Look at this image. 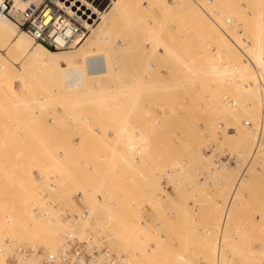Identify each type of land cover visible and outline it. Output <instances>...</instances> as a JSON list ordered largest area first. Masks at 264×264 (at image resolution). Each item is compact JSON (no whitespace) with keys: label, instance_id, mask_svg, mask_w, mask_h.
Listing matches in <instances>:
<instances>
[{"label":"rangeland","instance_id":"374dc122","mask_svg":"<svg viewBox=\"0 0 264 264\" xmlns=\"http://www.w3.org/2000/svg\"><path fill=\"white\" fill-rule=\"evenodd\" d=\"M116 2L96 48L111 73L94 80L83 68L88 84L68 96L0 80V264H36L50 251L49 223L57 246L71 227L100 234L120 264H264V132L217 261L215 244L250 148L235 134L250 137L264 110L241 95L245 59L222 34L247 46L252 0H121L115 11ZM216 162L228 173H214ZM32 183L34 205L21 188ZM58 209L88 218L72 224Z\"/></svg>","mask_w":264,"mask_h":264},{"label":"bare ground","instance_id":"6f19581e","mask_svg":"<svg viewBox=\"0 0 264 264\" xmlns=\"http://www.w3.org/2000/svg\"><path fill=\"white\" fill-rule=\"evenodd\" d=\"M14 1L13 0L11 1L12 12L19 11V10L33 11L35 9L30 4L28 5V2L26 4L24 0H16L18 5ZM119 3H121V0H117V2L114 4L115 11L119 10ZM251 6H252V9H251L252 11L248 15V17H250L251 19L254 18V21L250 23V30L252 31H251V34L247 36L248 44L247 46H245V48L244 47L242 49L239 48L236 45V43L230 39L228 33H226L225 31H222V34L226 38L228 43L232 44L233 47H236L235 49L239 50V52L243 55L245 59V61H243V63L241 64L242 66H240L239 70L235 68L236 70H238L237 72L238 74L235 76H238L237 78H241L243 80L242 87L244 91L241 92V95L248 101V103L253 102L254 99H257L259 97V99L261 100V103H260L261 105L264 102V84H263V80H264V0H252ZM204 13L206 14V12ZM101 19L102 20L100 24H98V26L90 32L86 41L80 46V48L78 49L79 51L77 53L73 55H66V54L64 55L62 53H57L55 51L48 50L46 47L38 43H34L31 37L26 32H19L17 30L18 28L16 27V25L12 21H10L8 18L3 16L0 12V80L7 81V80L12 79L20 83L22 88L27 89L30 86H36L42 92L54 94L56 93V91H60V92H63L65 96H68L69 95L68 92L70 90L75 91L77 88H83L86 86V84H88V79L85 78L83 68L85 69L86 76L94 80H97L99 76L107 75L109 74V72L111 73V70H113V69L109 70V66H110L109 64L111 63V61L109 60H111V58L108 57V54L97 53L98 50L96 49L101 43V41L106 37L107 35L106 32L109 28V22H111V20L104 18V16ZM213 24L214 26L216 25L217 27V24L214 21H213ZM243 49H245V51H242ZM78 61H81L83 66L81 64L79 65ZM113 65H111L110 67H112ZM214 73L216 74V72ZM223 74L225 75L226 73L223 72V73H219L218 75L223 76ZM233 78L234 77H232V79ZM73 93H71V95ZM74 94H79V92L76 91ZM220 110L223 112L224 111L228 112L229 109H228V106L224 104L220 107ZM251 128L252 127L249 126V129L252 133L251 135L252 137L251 136L246 137L245 133L243 132L240 133L239 131H237L235 134L236 137L240 135L241 139L239 137L238 138L240 139L241 143L248 141L250 148L248 151L247 162L245 163L242 170L240 171L236 179L235 185L231 189V192H230L231 194L227 198L228 201L226 202L225 209L222 213L221 222H220L221 224H220V228L218 232L219 236L217 237L218 241H216L215 243L217 244L216 261L219 259L220 247H221L222 242H224L223 241L224 236H226L224 235L225 228L227 226V220L229 216H231L230 210L233 207V206L231 207V204L233 203V199L235 197L236 191L238 190L241 184V181L245 177L246 172L251 168L252 163L259 155L260 153L259 150L261 149L260 147L263 144L264 110L261 111L260 122L257 125V128L255 129L253 128L251 129ZM217 167L218 168H216V171L214 173H217V172L218 173L220 172L228 173V171L230 170L228 166L226 165L222 167L217 165ZM21 188L22 190L26 191V192L24 191L25 193L32 195V199L29 200L31 204L29 202L28 203L30 205H34L35 202H37L36 201L37 199L35 197V192H34L35 185L33 183L32 185H29V187L22 185ZM29 204H27V206ZM35 220H39V219L36 218ZM44 220L46 221V218ZM46 222H50V221H46ZM44 223L45 222H43V224ZM38 224L43 225L40 222ZM47 226L46 227L44 226V229H48L50 233L49 234L45 233L46 238L42 240L41 245L44 247L45 251L47 249V250H50L47 252H51L57 247L58 242L55 241V236L59 233V228L58 226H55V227L53 226L52 228H50L51 227L50 225H49L50 227H47ZM21 253L19 255L20 257L17 255L19 259L21 258ZM22 256L24 255L22 254ZM26 258L25 260H28ZM17 261H20V260H17ZM29 261H27L28 264H30ZM20 263L21 262H19V264Z\"/></svg>","mask_w":264,"mask_h":264},{"label":"built area","instance_id":"2783aa9c","mask_svg":"<svg viewBox=\"0 0 264 264\" xmlns=\"http://www.w3.org/2000/svg\"><path fill=\"white\" fill-rule=\"evenodd\" d=\"M11 1L0 0L1 14L26 32L34 43L56 52L79 46L112 6V0H38L33 11L12 12ZM75 198L80 203L83 196L78 193ZM56 216L73 224L86 221L88 211L82 209L79 214L70 215L67 210L58 209ZM36 264H120V261L108 250L106 239L100 234L81 235L71 227L61 243L39 256Z\"/></svg>","mask_w":264,"mask_h":264},{"label":"crops","instance_id":"0c3cea01","mask_svg":"<svg viewBox=\"0 0 264 264\" xmlns=\"http://www.w3.org/2000/svg\"><path fill=\"white\" fill-rule=\"evenodd\" d=\"M239 34H242L241 32Z\"/></svg>","mask_w":264,"mask_h":264}]
</instances>
